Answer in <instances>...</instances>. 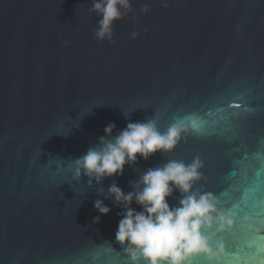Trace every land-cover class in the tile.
I'll use <instances>...</instances> for the list:
<instances>
[{"label": "water", "instance_id": "water-1", "mask_svg": "<svg viewBox=\"0 0 264 264\" xmlns=\"http://www.w3.org/2000/svg\"><path fill=\"white\" fill-rule=\"evenodd\" d=\"M92 2L0 0V264H129L111 199L92 224L98 188L128 192L140 172L196 157L194 188L233 220L205 233L219 264H264V0H131L101 43ZM150 118L183 129L171 153L91 189L73 179L106 125Z\"/></svg>", "mask_w": 264, "mask_h": 264}, {"label": "clouds", "instance_id": "clouds-1", "mask_svg": "<svg viewBox=\"0 0 264 264\" xmlns=\"http://www.w3.org/2000/svg\"><path fill=\"white\" fill-rule=\"evenodd\" d=\"M161 2L162 7H167V0ZM89 11L99 17L94 39L98 43L111 42L113 25L131 11V0H93ZM147 11V6L141 8V12ZM137 36L132 34L133 39ZM121 114L128 120L131 112ZM114 129L115 124L106 125L98 142L72 160L73 179L80 180L83 174L88 189L121 176L125 166H134L138 158L147 161L157 153H171L183 131L175 124L161 131L152 118L127 123L116 135ZM202 167L199 157L188 164L168 160L140 172L136 180L129 182L128 192L113 180L107 192L98 188L103 199L94 201L98 216L92 224L97 225L101 216L109 214L111 209L104 200L111 199L113 206L120 209L114 242L127 255L129 264H196L198 260L219 264L222 245L213 247L205 233L229 230L233 220L230 213L217 207L211 193L194 188L201 179ZM174 193H179V200L171 206L168 200Z\"/></svg>", "mask_w": 264, "mask_h": 264}]
</instances>
